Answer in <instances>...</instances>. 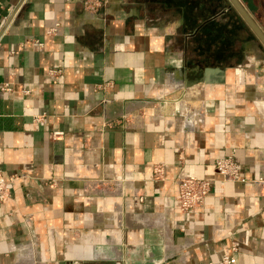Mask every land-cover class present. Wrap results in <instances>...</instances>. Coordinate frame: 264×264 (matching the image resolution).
<instances>
[{
    "label": "crops",
    "instance_id": "obj_1",
    "mask_svg": "<svg viewBox=\"0 0 264 264\" xmlns=\"http://www.w3.org/2000/svg\"><path fill=\"white\" fill-rule=\"evenodd\" d=\"M21 1L0 0V264H264V44L230 0ZM231 154L246 181L215 171ZM185 174L211 182L188 214Z\"/></svg>",
    "mask_w": 264,
    "mask_h": 264
},
{
    "label": "built area",
    "instance_id": "obj_2",
    "mask_svg": "<svg viewBox=\"0 0 264 264\" xmlns=\"http://www.w3.org/2000/svg\"><path fill=\"white\" fill-rule=\"evenodd\" d=\"M28 0H22L20 6H18L15 15L20 7ZM85 6L91 10H97L102 4V0H85ZM58 25H54L49 28L48 33L53 34L57 31ZM60 69H51V74L56 75L60 72ZM2 90H11V84L5 83ZM42 115L35 116V119H41ZM62 132H55L54 135L58 136ZM215 171L222 177L223 183L229 181H246L241 176L239 164L234 154L229 156L220 157L215 161ZM154 177H163L164 170L160 165L154 168ZM22 175L15 174L14 179H18ZM257 183H264V178L256 181ZM178 193L176 195V201L179 209L184 213H189L195 208L202 206L208 197L211 190L210 180L200 177L194 174H185L177 179ZM11 196L10 183L5 177L4 173L0 170V203L6 202ZM208 264H239L237 258L234 255L225 254L218 259L211 260Z\"/></svg>",
    "mask_w": 264,
    "mask_h": 264
},
{
    "label": "water",
    "instance_id": "obj_3",
    "mask_svg": "<svg viewBox=\"0 0 264 264\" xmlns=\"http://www.w3.org/2000/svg\"><path fill=\"white\" fill-rule=\"evenodd\" d=\"M230 2L264 44V31L248 11L242 0H230Z\"/></svg>",
    "mask_w": 264,
    "mask_h": 264
},
{
    "label": "rangeland",
    "instance_id": "obj_4",
    "mask_svg": "<svg viewBox=\"0 0 264 264\" xmlns=\"http://www.w3.org/2000/svg\"><path fill=\"white\" fill-rule=\"evenodd\" d=\"M244 2L245 6L248 8L250 13H254L252 7L249 5V3L246 0H242Z\"/></svg>",
    "mask_w": 264,
    "mask_h": 264
}]
</instances>
